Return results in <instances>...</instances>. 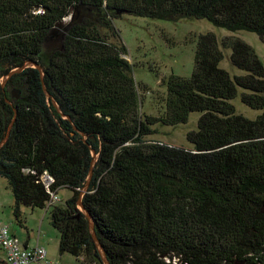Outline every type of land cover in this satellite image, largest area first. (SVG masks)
Instances as JSON below:
<instances>
[{
    "label": "trees",
    "instance_id": "1",
    "mask_svg": "<svg viewBox=\"0 0 264 264\" xmlns=\"http://www.w3.org/2000/svg\"><path fill=\"white\" fill-rule=\"evenodd\" d=\"M123 15L206 20L264 43V0H0V77L27 62L44 74L31 67L0 83V144L14 121L0 179L17 223L51 208L60 252L81 264H105L91 223L110 264H264V60L240 38L195 35L192 76L164 80L161 112L148 116L114 24ZM222 48L243 75L221 68ZM19 86L25 95L11 104ZM240 90L256 119L234 106ZM192 113L201 117L191 148L150 140ZM61 190L72 198L52 203Z\"/></svg>",
    "mask_w": 264,
    "mask_h": 264
},
{
    "label": "rangeland",
    "instance_id": "2",
    "mask_svg": "<svg viewBox=\"0 0 264 264\" xmlns=\"http://www.w3.org/2000/svg\"><path fill=\"white\" fill-rule=\"evenodd\" d=\"M70 21V19L68 20ZM115 27L120 32L123 43L128 49V61L133 66L136 82L145 88L141 93L144 101L142 112L148 116H157L161 112V107L156 101V97L165 92L166 87L163 81L172 74L176 76L189 78L192 76L195 66L196 44L192 42L195 35L214 34L220 44L224 39L240 38L251 45L257 55L264 60V43L261 42L258 35L246 31L231 32L226 29L215 27L206 20H180L178 22H167L151 20L131 15H123L114 21ZM50 42L49 48L55 45ZM119 43V40H115ZM48 48V49H49ZM225 59L221 63V68L228 71L231 76L243 75L244 73L235 68L230 60L231 50L223 49ZM9 79L6 76L0 77V83L4 87L7 86ZM23 86L15 87L9 92L8 99L11 104L20 101L25 95ZM149 91V92H146ZM240 90L239 96L233 101L239 114H243L249 119H256L262 112L253 110L241 101ZM201 117L200 113H192L189 121L185 125L178 127L158 126L156 134L150 140L162 142L173 146H184L191 148L188 142L190 132L196 131L198 122ZM73 193L69 190H61L58 197L62 204L72 198ZM14 197L9 189L8 181L4 178L0 179V221L3 225L9 226L11 232L18 237L21 244L31 236L32 245H36L40 241L44 243L47 239L51 245H57L59 242V233L51 225L50 213L46 210H37L41 214H45L44 225L36 222V217L32 216L33 212L24 214L26 223L21 227L14 215L13 205ZM32 211V210H29ZM29 214V215H28ZM34 213L33 215H37ZM68 256V255H67ZM0 258H4V254L0 249ZM72 258V257H71ZM74 260V259H73ZM73 264H81L76 261Z\"/></svg>",
    "mask_w": 264,
    "mask_h": 264
},
{
    "label": "built area",
    "instance_id": "3",
    "mask_svg": "<svg viewBox=\"0 0 264 264\" xmlns=\"http://www.w3.org/2000/svg\"><path fill=\"white\" fill-rule=\"evenodd\" d=\"M54 182L52 178L46 179L47 188ZM52 203L60 202L57 194L52 193ZM0 249L6 256L7 264H33L35 262L44 261L45 264H51L45 260L47 251L44 248L34 250L22 247L19 239L11 232L9 226H5L0 221Z\"/></svg>",
    "mask_w": 264,
    "mask_h": 264
},
{
    "label": "crops",
    "instance_id": "4",
    "mask_svg": "<svg viewBox=\"0 0 264 264\" xmlns=\"http://www.w3.org/2000/svg\"><path fill=\"white\" fill-rule=\"evenodd\" d=\"M12 204H14V203H12ZM25 211L26 212H30V213L33 212V214L34 213H38L37 215H33L32 214V216L36 217L35 218L36 222H40L41 226L44 225L45 214L43 216V214H41L40 211H29L28 209L25 210ZM47 212L50 213V210H46L45 213H47ZM40 242H41V238H40V241L36 243V245H32L31 236H29L27 241L23 242L21 245H22L23 248L29 249V250H34V249H37L39 247L44 248L47 251V256H46L45 260L49 261L51 264H73V263H76L77 260L73 256H71L69 254H62L60 252V248H59L60 239H59V242H58L57 245H55V244L51 245V243H49V241L47 239H44V243L43 244H41ZM3 254H4V252H3ZM3 260H6L5 254H4ZM33 264H45V262L44 261H40V262H35Z\"/></svg>",
    "mask_w": 264,
    "mask_h": 264
},
{
    "label": "water",
    "instance_id": "5",
    "mask_svg": "<svg viewBox=\"0 0 264 264\" xmlns=\"http://www.w3.org/2000/svg\"><path fill=\"white\" fill-rule=\"evenodd\" d=\"M49 41H50V39L47 38V42H49ZM31 67L38 69L39 72L41 73L42 79L44 78V74H43V69H42V67L39 66V65H37V64H35V63H33V62H27V63H25V65H24L23 67H21V68L15 70V71H13V72H11L8 76H6V78H7V80H8V79H10L14 74L21 73V72H23L25 69H27V68H31ZM2 86L4 87V84H3ZM45 91H46V90H45ZM47 95H48V97H50L49 94H47ZM55 107H58L57 103H55ZM15 113H16V112H15ZM14 119H16V115H15V118H14ZM13 124H14V121L12 122V124H11V126H10V128H9L8 136H9V134H10V130L12 129ZM8 136H7V138H6V139L0 144V149H1V148L4 146V144L7 142V140H8ZM93 154H94V161H93V163H92V168H91L90 175H89V178H88V183H87L86 186L82 189V191H81V196H80V200H79V202H78V206H79L82 210H84L83 205H82V200H83L84 195L88 192V189H89V186H90V182H91V179H92V176H93L94 165H95V162H96V159H97V156H96L95 152H93ZM89 218H90V217H89ZM90 230H91V234H92V236H93V238H94V240H95V242H96V244H97V246H98L100 252L102 253V255H103V257H104V262H105V264H110V263L108 262V260L105 258V255H104V253H103V249H102V247H101V245H100V243H99V241H98V239H97V237H96V234H95L94 227H93V224H92V223L90 224Z\"/></svg>",
    "mask_w": 264,
    "mask_h": 264
},
{
    "label": "flooded vegetation",
    "instance_id": "6",
    "mask_svg": "<svg viewBox=\"0 0 264 264\" xmlns=\"http://www.w3.org/2000/svg\"><path fill=\"white\" fill-rule=\"evenodd\" d=\"M10 79H11V78H10ZM10 79H9V80H10Z\"/></svg>",
    "mask_w": 264,
    "mask_h": 264
}]
</instances>
